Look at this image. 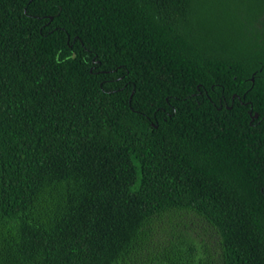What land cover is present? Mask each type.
<instances>
[{
  "label": "trees",
  "instance_id": "1",
  "mask_svg": "<svg viewBox=\"0 0 264 264\" xmlns=\"http://www.w3.org/2000/svg\"><path fill=\"white\" fill-rule=\"evenodd\" d=\"M0 264H264V0H0Z\"/></svg>",
  "mask_w": 264,
  "mask_h": 264
},
{
  "label": "rangeland",
  "instance_id": "2",
  "mask_svg": "<svg viewBox=\"0 0 264 264\" xmlns=\"http://www.w3.org/2000/svg\"><path fill=\"white\" fill-rule=\"evenodd\" d=\"M197 222H198L197 225H198V228H199L198 230H199L202 234H204V233H208V232L210 233V231L205 230V226H204L203 224L199 223L198 220H197ZM203 226H204V228H203ZM209 233H208V234H209ZM208 236H209V235H208ZM213 242H214V241H213Z\"/></svg>",
  "mask_w": 264,
  "mask_h": 264
},
{
  "label": "water",
  "instance_id": "3",
  "mask_svg": "<svg viewBox=\"0 0 264 264\" xmlns=\"http://www.w3.org/2000/svg\"><path fill=\"white\" fill-rule=\"evenodd\" d=\"M258 115H259V114H258V113H256V114H255V117H258Z\"/></svg>",
  "mask_w": 264,
  "mask_h": 264
}]
</instances>
